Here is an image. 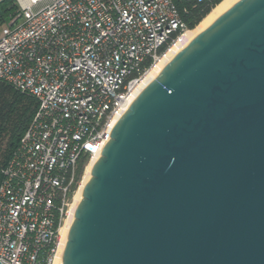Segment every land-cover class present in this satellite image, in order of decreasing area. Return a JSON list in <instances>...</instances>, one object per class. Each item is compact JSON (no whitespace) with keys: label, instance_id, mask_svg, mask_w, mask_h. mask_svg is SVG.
<instances>
[{"label":"water","instance_id":"water-1","mask_svg":"<svg viewBox=\"0 0 264 264\" xmlns=\"http://www.w3.org/2000/svg\"><path fill=\"white\" fill-rule=\"evenodd\" d=\"M61 264H264V0L237 2L136 97Z\"/></svg>","mask_w":264,"mask_h":264},{"label":"built area","instance_id":"built-area-1","mask_svg":"<svg viewBox=\"0 0 264 264\" xmlns=\"http://www.w3.org/2000/svg\"><path fill=\"white\" fill-rule=\"evenodd\" d=\"M14 3L0 32V81L39 107L2 170L0 264H41L46 250L52 264L81 159L101 157L143 79L187 27L171 0Z\"/></svg>","mask_w":264,"mask_h":264},{"label":"trees","instance_id":"trees-1","mask_svg":"<svg viewBox=\"0 0 264 264\" xmlns=\"http://www.w3.org/2000/svg\"><path fill=\"white\" fill-rule=\"evenodd\" d=\"M179 11L187 31H192L224 0H171ZM17 12L14 0H2L0 2V24L5 25ZM169 44L162 46L159 53L162 54ZM38 100L28 94L16 90L4 81H0V185L3 181L2 170L18 149L20 141L31 125L38 111ZM89 161L83 157L79 163L77 179L81 181L85 166ZM49 251H43L40 255L41 264H47Z\"/></svg>","mask_w":264,"mask_h":264},{"label":"bare ground","instance_id":"bare-ground-1","mask_svg":"<svg viewBox=\"0 0 264 264\" xmlns=\"http://www.w3.org/2000/svg\"><path fill=\"white\" fill-rule=\"evenodd\" d=\"M240 0H224L220 5H218L197 27L192 31H186L179 41L174 44L166 53L164 58L157 63L152 69L147 73L142 83L138 87L135 97L138 96L154 79L160 75V73L164 70V68L172 61V59L185 47H187L197 36H199L203 31H205L209 26H211L217 19H219L223 14H225L230 8H232L237 2ZM135 99V98H134ZM100 156L94 157L90 160L88 166L85 168L83 179L80 183V187L78 188L73 203L70 208V212L65 222L62 225L60 231V239L59 246L54 257L52 264H61L63 253L68 241L69 232L71 226L73 224V220L75 218L76 210L82 200L83 192L91 179L92 170L98 161Z\"/></svg>","mask_w":264,"mask_h":264},{"label":"rangeland","instance_id":"rangeland-1","mask_svg":"<svg viewBox=\"0 0 264 264\" xmlns=\"http://www.w3.org/2000/svg\"><path fill=\"white\" fill-rule=\"evenodd\" d=\"M89 163H90V162H88L86 166H88ZM85 168H86V167H85ZM84 172H85V169H84V171H83V175H82L81 181H82V179H83Z\"/></svg>","mask_w":264,"mask_h":264},{"label":"crops","instance_id":"crops-1","mask_svg":"<svg viewBox=\"0 0 264 264\" xmlns=\"http://www.w3.org/2000/svg\"><path fill=\"white\" fill-rule=\"evenodd\" d=\"M2 0H0V2H1ZM6 25V24H5ZM4 25H2V24H0V32H1V28L3 27Z\"/></svg>","mask_w":264,"mask_h":264}]
</instances>
